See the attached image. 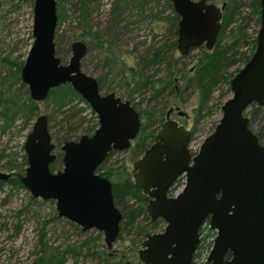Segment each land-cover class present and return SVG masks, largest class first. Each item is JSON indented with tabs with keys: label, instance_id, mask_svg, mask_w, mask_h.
Wrapping results in <instances>:
<instances>
[{
	"label": "water",
	"instance_id": "95a60500",
	"mask_svg": "<svg viewBox=\"0 0 264 264\" xmlns=\"http://www.w3.org/2000/svg\"><path fill=\"white\" fill-rule=\"evenodd\" d=\"M169 2L178 16V54L200 45L210 50L224 3ZM258 4L254 49L230 77V96L220 104V116L197 151L191 155L188 150L190 131L167 120L133 163L134 185L148 196V218L164 221L162 231L142 240L138 259L144 264H194L198 230L206 217L215 236L204 261L197 264H264V144L248 127L245 114L251 103L264 105V0ZM31 13L32 40L20 67L28 96L39 102L51 88L68 83L96 113L98 124L90 136L63 141L61 168L51 170L54 145L46 116L38 115L23 142L26 167L19 181L32 197L54 200L58 216L81 230L101 231L109 249L120 213L112 202L110 182L94 170L110 149L128 147L139 128L138 114L112 93L101 96L96 79L81 70L84 41L70 42L65 61L55 54V0H33ZM180 175L183 185L170 194ZM9 176L0 170V181Z\"/></svg>",
	"mask_w": 264,
	"mask_h": 264
},
{
	"label": "trees",
	"instance_id": "16d2710c",
	"mask_svg": "<svg viewBox=\"0 0 264 264\" xmlns=\"http://www.w3.org/2000/svg\"><path fill=\"white\" fill-rule=\"evenodd\" d=\"M8 1L10 0H0V8ZM222 2L224 4L221 11L220 29L214 47L210 52L203 51L201 53L188 77H186L184 72V66L178 63L180 57L174 58L173 56L175 44L173 39H171V35L175 31L177 16L173 12L169 0H162L161 4L160 0H109L108 7L101 21L95 20L98 19L97 12L102 6L103 0H56V26L53 38L55 54L63 60L69 53L68 45H66L64 50L60 48L61 39L58 33L59 26L65 20L67 14L74 21L73 25L77 30V33H74H76L77 38L82 41L86 39L89 41L88 51L93 52V58L95 62L98 61L99 65H101L104 77L109 74L111 77L118 76L121 81L117 80L116 85L129 90V94L136 93L137 101L139 100L137 105L143 101L146 103V109L142 110L144 124H142L139 135L135 139L140 151L144 147L143 139L146 137L145 135L150 134V131L145 133L147 129L145 114L148 118V113L153 115L158 111L149 107V103L159 99L160 96L167 92H173L177 96L186 89L195 88L197 90V104L193 110V124L195 125L203 117L204 113L210 114L213 106L208 107L206 103L217 83L224 80L228 83L229 79L224 77V74L226 76V69L238 59L243 62L248 59L251 52L246 55L237 52V48L241 45L249 43L251 50L254 45V40H248L245 32L250 16L248 14L242 15L241 9L244 6H248L250 8L249 14L254 15L255 21L258 23V0H223ZM14 5L10 4V8L7 11L15 12L17 6L15 8ZM160 7L168 10L169 22L167 31L169 36L167 40L153 44H146L144 41L137 40L131 44V52L121 50L130 54L134 61L133 66L126 68L123 57L117 60L113 57V54L117 51V45L113 44L114 40H123L125 36H128L134 30V27H137L136 25L140 20L144 23L147 17H152L153 22H156L157 17L161 13L158 9ZM4 14L0 15V20H3ZM0 40V134L7 132L12 134L14 131L20 132L29 128L36 114L37 106L29 98L25 85L19 79V71L23 62L22 55L16 54L15 48L4 43L2 39ZM4 46L9 47L6 52L2 51ZM121 46L123 44H120L118 49ZM13 53L15 54L12 56ZM107 55L108 58L105 57ZM83 61L84 57L80 61L82 69L84 67ZM123 67L125 70H123ZM160 72L163 74L159 75ZM178 77L183 82L181 86L176 87L174 78ZM97 79L99 83L98 75ZM103 84V82L102 84L99 83V87ZM227 90H229V87H227ZM45 101L49 109L48 120L52 119L51 116L54 113H63L73 108L72 115H79L83 111L82 106H76L79 101L83 102L82 98L68 83L51 88ZM220 103L218 104L220 105ZM246 115L248 116V127L256 135L258 141L264 144V106H256L251 103L246 110ZM159 116L160 113L156 114L147 123L154 124L159 122ZM214 123L211 125V129ZM92 127L91 125L87 126L86 130L89 131ZM48 129L50 130V125ZM49 133L51 136V132ZM66 139H69V137L60 138L62 141ZM6 156L8 157V154ZM1 157L3 156L0 153ZM21 157L24 165V154ZM59 164L60 153H56V158L50 165V169H55ZM6 166L10 169L21 168L20 165H17L14 158L11 157V154L6 161ZM118 171L122 176L116 179L112 192L115 204L119 205L122 211L123 221L120 223V231H125V233L129 234L132 229L133 236L136 237L137 243H139L145 233L144 227L147 226V223L141 224L142 221L139 223L143 218L147 219L144 208L146 197L123 176V166L119 167ZM20 175L11 177L6 182L20 184ZM130 198H133L136 204L129 203ZM31 200L35 201L32 198ZM148 224L151 227H156L157 221L152 223L148 221ZM70 226L73 230L80 231L77 225L71 223ZM17 230L18 228H16V232ZM44 236L43 227L41 226L36 240L39 247L31 251L30 255H32V258L29 264H65L66 262L76 264L80 257H89L93 264H141L135 258L136 256L133 252L130 258L127 259L124 253H119V255L111 258L105 251H97L96 248L100 247L99 234L88 235L72 242H67L66 237H64L56 246L50 247L47 246ZM210 237H212L210 230H208L207 234H203L194 254L195 260L201 257L202 251H206L209 248ZM80 264H84V262Z\"/></svg>",
	"mask_w": 264,
	"mask_h": 264
},
{
	"label": "rangeland",
	"instance_id": "374dc122",
	"mask_svg": "<svg viewBox=\"0 0 264 264\" xmlns=\"http://www.w3.org/2000/svg\"><path fill=\"white\" fill-rule=\"evenodd\" d=\"M32 1L33 0H10L0 8V15L5 13L3 20H0V39L12 48H15V53H18L20 56L22 55V60L32 40L30 31ZM208 1L219 5L223 0ZM108 2L109 0H103V4L97 12L98 19L95 21H101L103 19ZM161 3L162 0H160V4ZM10 4H15V8L17 6L15 12L7 11V9L10 8ZM249 10L250 8L248 6H244L241 9L242 15L248 14L250 16L249 24L245 31L248 40L255 37L258 28V23L255 21L254 15L249 14ZM73 22L72 17L66 14L65 20L59 26L58 33L61 39V44L59 46L62 50H64L66 45L69 44L67 43L68 41L78 40L76 36L77 30L73 25ZM140 31H143V29ZM140 31H138V33ZM143 33L145 32L143 31ZM250 47V44L241 45L237 48V52H241L245 55L249 54L251 52ZM120 48L121 50L128 51L131 49V46L123 45ZM202 48H193L184 57H181L178 54L176 48L174 49L173 56L174 58L180 57L178 63L179 65L184 66L186 77L191 74V70L196 65L201 53L203 51H208L205 48L201 51ZM8 49V46H4L2 51L6 52ZM15 53H13L12 56ZM68 55L63 61L67 60ZM119 57L124 58L126 68L133 66L134 61L132 56L127 52L121 51ZM119 57H117V59H119ZM83 62L84 67L82 70L84 72L93 76H97L101 73L102 68L98 67V61L95 62L92 51H88L85 54ZM243 63L244 62L241 59H238L233 65L226 69V76L224 74V77L230 79L229 76H232ZM123 70H125L124 67ZM161 74L163 73L160 72L159 75ZM117 80L121 81V78L118 79V76L111 77L109 75V80H106L105 77V79L102 80L104 83L102 89L105 90L107 89L106 87L112 89V86H117ZM182 82L183 80L179 77L174 80L176 87L181 86ZM227 87L228 83L225 80L217 83L206 103L208 107L213 106L210 110V114L204 113L203 117L200 118L195 125L192 123L194 114L193 110L197 104V90L195 88L186 89L177 96L174 95L173 92L164 93L159 99L153 100L149 105H152L151 107H154L155 110L162 109L163 113L168 107H177L178 111L184 112V114L187 115L179 116L182 117L179 120L182 121L186 129H189L190 131L191 129H194L188 142L190 152L194 153L202 138L212 130L211 125L218 120L220 116V105L218 103H222L230 96V90H227ZM115 88L117 89V92H121V89L118 88V86ZM45 103L46 101H40L37 103L36 114H48L49 109ZM76 106H82L83 108V111L79 115L71 114L73 108L63 113H54L51 116L52 119L49 121L51 139L57 150L62 142V140H60L61 137L68 136L69 139H76L79 134L84 133L86 126L91 124L95 125V114L91 112L83 102L79 101ZM145 107L146 103H144V101L138 104V108L141 111L146 109ZM173 115L175 116V113H173ZM27 130L28 129L22 130L20 133H15L12 136H10L9 132L0 134V153L3 156L0 158V170L9 173L12 172V177H17L18 174L23 173L24 166H22L21 163V154L23 153L22 143ZM56 148L54 150L55 152H57ZM7 154L8 157L6 156ZM10 154L17 165H21L20 169H10L6 166V161L9 159ZM133 155L132 150L129 148L117 151L110 156L104 168L115 167L116 165L123 163L130 171L134 159ZM53 214L54 206L50 200L43 201L39 198H35V201H32L31 195L22 185L0 181V264H29L32 258V255H30L31 251H34L39 247L37 246L36 240L41 226L43 227V232L45 234L44 240L48 247L56 246L64 237H66L67 242L77 241L84 237V232L80 230L79 226L77 227L80 231L73 230L70 224L66 223L63 219L54 220ZM49 218H51V220H49ZM141 221L143 220H140L139 223ZM162 227L163 222H159L156 227H151L147 224L146 229L149 230L148 232H157ZM16 228H18L17 232ZM132 232L133 230L131 229V234L128 237L132 235ZM99 242H102L101 239ZM129 244V241L117 240L112 244L113 246L111 249L124 252L125 258L129 259L132 254L131 250L127 248ZM205 255L206 252L202 251L201 257L204 258ZM81 262H84V264H93L89 257H80L76 264H80ZM65 264H70V262H66Z\"/></svg>",
	"mask_w": 264,
	"mask_h": 264
},
{
	"label": "flooded vegetation",
	"instance_id": "af4514ba",
	"mask_svg": "<svg viewBox=\"0 0 264 264\" xmlns=\"http://www.w3.org/2000/svg\"><path fill=\"white\" fill-rule=\"evenodd\" d=\"M55 4H56V0H55ZM56 6V5H55ZM108 7V6H107ZM160 11H161V13H160V15L157 17V21L156 22H153V18L151 17V18H149V17H147L146 19H145V22L143 23L141 20L139 21V23L136 25L137 27H134V30H132L131 31V33L128 35V36H125L124 37V39L123 40H114V42H113V44H115V45H117V50L118 51H116L114 54H113V57H114V59H116L117 60V57H119V54L121 53V48L119 47V49H118V46L120 45V44H123V45H130L131 46V44H133L135 41H137V40H139V41H144L146 44H153V43H160V42H163L164 40H167V38H168V36H169V34H168V31H167V27H168V10H166V9H163V8H158ZM56 10V9H55ZM152 12V11H151ZM177 16V15H176ZM177 20H178V16H177V19H176V25H177ZM221 21V20H220ZM141 29H143V31L145 32V33H143V31H140ZM138 31H140L139 33H138ZM102 32H103V30H102ZM171 39H173V42H174V44H175V40H176V27H175V31H174V33L171 35ZM79 40V39H78ZM216 40V39H215ZM250 40H254V44H255V39H254V37L252 38V39H250ZM72 41H74V40H72ZM72 41H68V43L70 44V42H72ZM69 44H68V46H69ZM84 44H85V47H86V50H85V54L88 52V45H89V41L86 39V40H84ZM214 44H215V42H214ZM249 44V43H248ZM203 46L202 45H200V46H198V47H196V48H202ZM213 47H214V45H213ZM212 47V48H213ZM204 48V47H203ZM212 48L210 49V50H208V52H210L211 50H212ZM191 49H193V48H190L189 50H188V52L191 50ZM253 49H254V45H253V48H252V50H250L251 52L253 51ZM207 50V49H206ZM129 52H131L130 51V49L128 50ZM187 52V53H188ZM85 54H84V56H85ZM132 54V53H131ZM251 54V53H250ZM130 55V54H129ZM186 55V54H185ZM185 55H180L181 57H184ZM83 56V57H84ZM82 57V58H83ZM106 58H108V55L107 56H105ZM120 58V57H119ZM101 61V60H100ZM101 62H103V61H101ZM101 65H99V67H100ZM80 68H81V66H80ZM102 68V67H101ZM81 70H82V68H81ZM193 70V69H192ZM191 70V71H192ZM83 71V70H82ZM86 73V72H85ZM86 74H88V73H86ZM88 75H90V74H88ZM100 75V76H99ZM98 75V78H99V80H100V82L99 83H101L102 84V80H103V78L105 79V77H106V80L108 79L109 80V75H107V76H105L104 77V73H103V70H101V73ZM102 75V76H101ZM91 76H93V75H91ZM95 79H96V81H97V85H98V91H99V94L101 95V96H103V95H105V94H108V93H112L113 95H114V97H117V98H119V100L120 101H127L128 102V104L130 105V107L138 114V118H139V128H138V131H137V133H136V135H135V137L133 138V139H131V140H129V145H128V147L127 148H125V149H131L132 150V153L134 154L133 156H134V159H133V161H132V167H131V170L129 171V169L126 167V166H124V164L122 163V164H118V165H116L115 167H109V168H104V166H105V164L107 163V161H108V159L110 158V156L113 154V153H115V152H117V151H121V150H117V149H110L107 153H106V155H105V157L103 158V160L101 161V163L99 164V165H97L96 166V168H95V170H94V173H96V174H98L99 176H101V177H105L109 182H110V186H111V195H112V202H113V205H114V207L119 211V213H120V220H119V224H118V226H119V228H118V232H117V235H116V238H115V240L112 242V244L115 242V241H117V240H121V238H123V240H126V241H129L130 242V244L128 245V247L127 248H129L130 250H131V252H133L134 254H135V258L141 263V264H144L143 262H141L139 259H138V251L142 248V240L145 238V236H146V234H150V233H154V232H148L149 230L148 229H146V226L144 227L145 228V233L143 234V237L140 239V241H139V243H137V240H136V237H134L133 235V232H132V235L130 236V237H128L131 233H129V234H127V232L125 233V231H120V223L123 221V217H122V211H121V209H120V206L119 205H116L115 204V202H114V199H113V185L115 184V182H116V179L117 178H119L120 176H122V174L118 171L119 170V167H122L123 166V170H124V173H125V175H124V173H123V176L124 177H126L127 179L126 180H128L129 182H131L132 183V185L134 186V188H136V189H138V190H140V192H141V194L143 195V196H145L146 197V201H145V205H146V203H147V200H148V196L146 195V194H144L143 192H142V190L140 189V188H137L135 185H134V177H133V173L136 171V169L133 167V163L142 155V153H143V151L146 149V148H148L155 140H156V133H157V131L159 130V128H160V126H161V124L163 123V122H165V121H167V120H172V121H175L176 123H177V125H181V126H183L185 129H186V127H185V125L182 123V121H180L179 119H181L182 117H179V116H182V115H179L177 112H179L177 109V107H168L166 110H165V112L163 113L162 112V109H156V110H158V111H156L153 115H151V114H149L148 113V111H147V113H148V118H147V115L145 114V124H146V126H147V129H146V132L145 133H147L148 131H150V134H147V135H145L146 137L143 139V141H144V147L139 151V146L136 144V142H135V139H136V137L139 135V131H140V129H141V126H142V124H144V120H143V113H142V111L138 108V105H137V95H136V93H131V94H129L128 92H129V90H127V89H123L122 87H120V86H118V88H120L121 89V92H117V89L115 88V87H117V86H112V89H113V91H112V89L110 88V87H106L107 89H105V90H103L102 89V86L101 87H99V83H98V79H97V76H93ZM116 77V76H115ZM19 79H20V71H19ZM176 78H174V80H175ZM21 81V80H20ZM104 85V84H103ZM26 87V86H25ZM57 87V86H56ZM229 87V86H228ZM27 89V88H26ZM27 93H28V91H27ZM48 94V93H47ZM46 97H47V95H46ZM30 98V97H29ZM32 100V99H31ZM46 100V98L44 99V100H42V101H45ZM83 100V99H82ZM33 101V100H32ZM35 103H36V106H37V103L38 102H36V101H34ZM40 102V101H39ZM83 103H84V105H86L90 110H91V112H93L94 114H95V125H92L91 124V126H93L92 127V129L91 130H89V131H87L86 129H87V126L85 127V130H84V133H82V134H79V136H81V135H87V136H90L91 135V133L93 132V130L97 127V116H96V113L87 105V103L83 100ZM257 106V105H256ZM264 106V105H263ZM149 107H151V105H149ZM152 109H154V107H152ZM155 110V109H154ZM247 110V109H246ZM36 111H37V109H36ZM158 113H160V121L159 122H155L154 124H149V123H147V122H150L152 119H153V117H155L156 116V114H158ZM173 113H175V116L173 115ZM245 114H246V112H245ZM38 115H40V114H35V116H34V118L32 119V121H31V123H30V126H29V128H28V130H27V132L25 133V137H26V135H27V133L30 131V129H31V126H32V124H33V121L35 120V118L38 116ZM45 116H46V125H47V130H48V133L50 132V130L48 129V126L50 125L49 124V121L50 120H48V115L47 114H44ZM177 115V116H176ZM184 116H187L186 114H183ZM247 116V115H246ZM247 118H248V116H247ZM199 121V120H198ZM192 123H193V118H192ZM216 123V122H215ZM214 123V124H215ZM196 124V123H195ZM88 126H90V125H88ZM25 130V129H24ZM187 130H189V129H187ZM190 131V130H189ZM193 131H194V129H191V131H190V136L192 135V133H193ZM21 132V131H20ZM20 132H16V131H14L12 134H10V136H12L13 134H17V133H20ZM49 135H50V133H49ZM207 135V134H206ZM78 136V137H79ZM190 136H189V139H190ZM77 137V138H78ZM50 138H51V136H50ZM77 138L76 139H66V140H77ZM203 139V138H202ZM24 140H25V138H24ZM24 140H23V142H24ZM51 141H52V139H51ZM63 141H65V140H63ZM62 141V142H63ZM62 142H61V144H62ZM188 142H189V140H188ZM53 143V142H52ZM60 144V145H61ZM200 144V143H199ZM53 145H54V148H53V153H54V155H55V158H56V153H60V158H61V151H60V149L58 148V150H57V148H56V146H55V144L53 143ZM59 145V146H60ZM199 146V145H198ZM187 147H188V144H187ZM55 148H56V150H57V152H55L54 150H55ZM197 149H198V147L196 148V150L194 151V153L197 151ZM22 150H23V143H22ZM124 150V149H123ZM188 150H189V147H188ZM189 152H190V150H189ZM194 153H191L190 152V154L192 155V154H194ZM24 154V151H23V153L21 154V155H23ZM55 158H54V160H55ZM24 159H25V154H24ZM21 160H22V157H21ZM53 160V161H54ZM53 161H52V163H53ZM21 163H22V166H24V168L26 167V159H25V162H24V165H23V162L21 161ZM51 163V164H52ZM50 164V165H51ZM122 165V166H121ZM20 167H21V165H20ZM50 167V166H49ZM24 168H23V173L19 176V178L24 174ZM61 168V162H60V164H59V166H57V167H55V169H51V170H57V169H60ZM116 172H118V174H116ZM7 173H9V172H7ZM9 178H11L12 177V172H10L9 173ZM8 178V179H9ZM7 179V180H8ZM20 182V181H19ZM183 183H184V176L183 175H180V176H178L176 179H175V181L173 182V186H172V189H170V194H173V191H175V190H178L182 185H183ZM21 184V183H20ZM22 185V184H21ZM23 186V185H22ZM24 187V186H23ZM24 189L25 190H27L25 187H24ZM28 191V190H27ZM29 192V191H28ZM30 194V193H29ZM31 198L32 199H35L34 197H32L31 196ZM40 199V198H39ZM42 200V199H41ZM43 201H46V200H43ZM50 202L53 204V206H54V200H52V199H50ZM129 203H133V204H136V201H134V199L133 198H130L129 199ZM145 205H144V208H145ZM146 212V211H145ZM146 214V213H145ZM54 216V220H57V219H63L66 223H68V224H71V223H73V222H71V221H69L68 219H66L65 217H62V216H58L57 215V212H56V209H55V206H54V214H53ZM141 217V216H140ZM146 218L147 219H145V218H143V221L141 222V224H143V223H145V222H147V224H148V221L149 222H155V221H157V224L159 223V222H163V226H164V221L162 220V219H160V218H157V219H155V220H153V221H151L149 218H148V216H147V214H146ZM74 224V223H73ZM76 225V224H75ZM163 228V227H162ZM162 228L159 230V231H162ZM202 229V230H201ZM210 230L211 231V233H212V237H210L209 239H211V243H210V246H211V244H212V240H213V238H214V236H215V229H211L210 227H209V223H208V217H206L204 220H203V222H202V224H201V226H200V228H199V230H198V235H199V243H200V240H201V238L203 237V234L205 235V234H207V232H208V230ZM81 230V229H80ZM81 231H83L84 232V238L86 237V236H94V235H96V234H99L100 235V239H101V243L99 244L100 245V247L99 248H96V250L97 251H99V250H103V251H105L107 254H108V256H110L111 258L112 257H114V256H116V255H119V253H124V252H119V250H112L111 249V247L113 246L112 244H111V247L109 248V249H107L106 247H105V245H104V242H103V235H102V232L101 231H98V230H96V229H94V228H89V229H85V230H81ZM159 231H157V232H159ZM122 236V237H121ZM126 236H127V238H126ZM119 237H121V238H119ZM123 240H121V241H123ZM132 240H133V242H132ZM199 245V244H198ZM198 245H197V247H198ZM210 246H209V248H210ZM197 247H196V249H197ZM105 248V249H104ZM209 248L205 251L206 253L208 252V250H209ZM86 251V250H85ZM194 254H195V252H194ZM204 259H205V257L204 258H202V257H200L198 260H195V258H194V255H193V263L194 264H197V263H199V262H202V261H204ZM109 260V259H108Z\"/></svg>",
	"mask_w": 264,
	"mask_h": 264
}]
</instances>
